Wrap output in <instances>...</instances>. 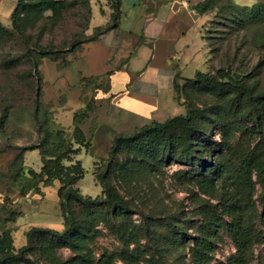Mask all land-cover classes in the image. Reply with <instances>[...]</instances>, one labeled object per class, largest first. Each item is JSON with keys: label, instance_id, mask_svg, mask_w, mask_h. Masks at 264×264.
<instances>
[{"label": "rangeland", "instance_id": "obj_1", "mask_svg": "<svg viewBox=\"0 0 264 264\" xmlns=\"http://www.w3.org/2000/svg\"><path fill=\"white\" fill-rule=\"evenodd\" d=\"M16 1L0 0V26L9 33L0 45V240L18 249L26 244L27 230L32 226L64 230L58 197L61 182L54 179L31 188L30 174H41L45 159L51 158L48 155L60 153L64 146L70 145L73 152L61 164L67 167L78 162L83 168V175L74 187L85 196H102L103 185L97 176L104 174L105 181L116 187L134 209L128 220L134 233L131 241L127 235L125 238L116 235L102 222L88 224L93 264H196L191 248L202 220L199 206L203 199L218 202L221 193L239 190L234 176L226 173L218 179V192L212 197L199 189L189 173L190 166L146 159L128 152L125 145L110 157L117 135L132 133L148 124L121 128L102 124L94 117L100 90L107 87L104 79L79 81L78 64H73L77 73H72L73 67L69 69L74 79H63L66 69H58L56 62L45 58L38 67L43 78L39 83L38 71L26 57L18 63L9 60L12 54L22 53L27 44L38 43L52 52L50 56L60 57L67 64L80 54L84 42L97 28H92V7L108 10L112 0H65L63 9L57 12L32 10L25 17L22 14L18 28H14L11 16ZM200 3L207 4V13L194 21L187 32L186 56L190 59L180 73L193 77L197 69L210 75L225 69L234 77L244 78L256 93L264 92V7L239 5L235 0ZM56 49L61 51L56 53ZM149 50L150 46L142 47L143 54ZM205 56L206 63L202 65ZM141 65L139 61L135 67L143 69L146 60ZM204 79L198 85L193 79L187 82L178 79L175 99L184 107L183 114L187 105L202 113L230 106L236 96L231 92L219 97L218 90L208 86ZM3 118H6L4 125ZM224 120L238 124L237 129L229 130L228 142L235 147L249 150L264 135V124L253 127L249 118L225 116ZM222 122L216 119L214 111L207 112L203 120L215 140L222 138ZM78 127L84 135L77 131ZM221 155V160H227L232 167L239 166L234 152L213 153V159ZM261 193L257 183L252 203L245 202L254 205L255 224L263 230L258 219L263 206ZM71 207L77 223L85 226V211L78 203H71ZM171 224L183 226L188 235L171 242L168 235L172 237L176 233L170 229ZM215 244L209 264L224 263L236 252L233 240L223 230L215 237ZM75 256L70 248H61L57 251V261L50 262L35 252L29 255V264L65 261L82 264L74 260ZM250 264H264V235L252 247Z\"/></svg>", "mask_w": 264, "mask_h": 264}, {"label": "trees", "instance_id": "obj_2", "mask_svg": "<svg viewBox=\"0 0 264 264\" xmlns=\"http://www.w3.org/2000/svg\"><path fill=\"white\" fill-rule=\"evenodd\" d=\"M66 2L65 0H17L11 16L14 28H18L19 21L23 19L22 14L25 17L32 10L57 12L59 9H63ZM112 2L109 23L103 27H97L92 36L84 43L95 41L102 34L119 26L121 4L119 0H112ZM256 6L264 7V0L258 1ZM206 7L205 3L195 6L201 13L206 12ZM93 11L94 7L90 11L92 12V21ZM8 34L0 26V45ZM60 51V49L54 50L56 53ZM51 54L52 52L45 50L41 44H27L22 53L11 55L12 59L9 60V63H18L22 57H26L38 71L40 83L43 78L38 67L45 58L56 62L60 70L69 66L72 61L63 64L62 58L50 56ZM92 78L101 79L100 77ZM203 78H205L203 82L212 89L218 90L219 97L226 96L231 92L236 93V96L231 99L230 106L207 110V112L214 111L216 119L223 121L221 140H215L209 132V127L203 124L207 112H199L197 108L187 105L185 114L176 115L163 122L152 121L132 133L117 135L113 140L110 157H114L118 148L125 145L128 152L140 154L146 159H158L160 162L174 161L190 166L189 173L196 179L199 189L212 197L218 192L217 180L226 173L233 175L239 190L221 193L218 202L210 199H203L201 202L199 215L202 220L197 229L198 234L193 237L191 256L196 264H209L216 247L215 237L223 230L233 240L236 252L226 262L220 264H250L252 247L264 235V135L249 150L235 147L228 142L229 130L237 129L238 124L236 121H225L224 118L225 116L246 117L253 121V127L262 126L264 124V92L256 93L244 78L234 77L225 69H218L215 75L203 71H197L193 77H182L177 74L174 93L176 94L179 89L178 79H183L186 82L193 79L194 84L198 85ZM86 79L88 78H83V80ZM85 116L87 117V114ZM5 122L6 118H3L2 125ZM77 131L84 135L81 128L78 127ZM224 150L236 154L239 159L237 168L229 165L227 160H221L222 155L213 159V153H222ZM72 152V146H64L60 153L48 155L51 158L45 159L41 174L35 172L30 174L33 179L31 188L42 182L49 184L54 179L61 182L58 197L64 217V230L32 226L27 230L26 244L18 249L6 244L4 240H0V264H29L31 263L29 255L35 252H39L40 256L47 261L55 262L57 261V251L61 248H70L74 251L76 253L74 260L82 264H93V254L88 243L90 233L88 224L95 221L102 222L116 235L122 234L124 238L127 235V239L130 241L133 239L134 233L130 231L128 220L134 209L116 187L105 181L104 174L97 176L103 185L102 196H85L78 188L74 187L78 177L83 175V168L78 162L67 167L61 164L63 159H69ZM20 155L16 156V162ZM44 155L47 156L45 153ZM206 155L208 156L207 160H205ZM25 175L23 174V177ZM257 183L262 189L263 206L258 219L263 230H260L255 224L254 205L248 203L250 201L252 203ZM71 203H78L85 211L87 217L85 226L77 223ZM186 221L185 223H187ZM170 229L176 230L174 236L168 235L171 242L188 235L181 225L171 224ZM60 264H68V261ZM159 264L161 263L159 262Z\"/></svg>", "mask_w": 264, "mask_h": 264}, {"label": "crops", "instance_id": "obj_3", "mask_svg": "<svg viewBox=\"0 0 264 264\" xmlns=\"http://www.w3.org/2000/svg\"><path fill=\"white\" fill-rule=\"evenodd\" d=\"M119 1V26L85 43L66 71L61 72L62 78L74 79L72 73L77 70L73 64H78L79 81L92 77L106 81L107 87L100 90L93 114L102 124L127 128L183 114L184 107L175 99V77H188L180 73L190 59L186 56L185 39L191 24L207 13L195 8L205 0ZM235 1L239 5H253L260 0ZM95 6L92 28L103 27L110 21L111 5L104 11ZM144 45L150 46L147 55L142 53ZM139 61L143 65L141 70L135 67ZM205 63L206 56L201 60L202 65Z\"/></svg>", "mask_w": 264, "mask_h": 264}]
</instances>
